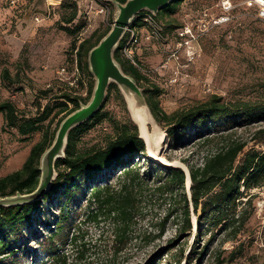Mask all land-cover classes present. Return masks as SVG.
<instances>
[{
	"label": "rangeland",
	"instance_id": "obj_1",
	"mask_svg": "<svg viewBox=\"0 0 264 264\" xmlns=\"http://www.w3.org/2000/svg\"><path fill=\"white\" fill-rule=\"evenodd\" d=\"M220 1L173 0L170 8L152 16L162 41L146 37L154 29L149 23L138 18L132 25L141 37L136 57L147 78L140 87L158 85L160 105L166 112L206 100L212 94L225 101H264V20L258 17L256 7L247 6V0H232L226 22L199 30L198 19L204 13L211 14L206 17L208 22L210 16L221 14ZM74 5L77 16L67 24L62 19L69 16ZM114 13L111 0H16L14 4L0 0V102L11 101L26 117L38 116L43 109L50 113L41 129L23 139L16 128L5 124L0 112V177L19 169L45 127L52 131L57 119L73 107L72 102H66L68 108L64 110L62 91L71 89L72 95L88 99L95 78L85 67H79L80 76L74 82L73 43L77 47L84 38L96 40L111 28ZM77 23H81L78 31L66 30ZM184 23L192 24L194 38L188 44L196 51L193 61L187 56L189 47L178 45V29ZM175 49L176 59L172 56ZM62 67L66 68L63 72ZM4 70L9 78L3 76ZM111 85L99 110L103 117L94 124L88 122L75 136L77 151L104 146L114 135L116 123L133 126L124 96ZM45 89H49L47 94ZM259 126H264V119L236 129L248 135ZM255 145L264 149V143ZM153 147L158 157L177 165L184 159L201 162L200 155H191L192 139L171 144L166 137ZM135 161L142 170L148 167L147 158ZM117 173L111 175L113 183L118 181ZM91 186L89 181H79L66 196L46 197L30 220L7 228L4 240L9 246L0 251V264H172L174 260L177 264H264V187L252 190L253 212L235 236L231 228L206 223L198 228L192 209L191 230L183 231L176 188V212L162 230L158 223L167 203L153 200L142 209L126 237L120 238L111 216L103 212L96 220L87 216ZM60 216L64 217L61 226L57 224ZM72 234L77 237L75 242L70 241ZM191 247H196L195 252L189 253ZM54 256H59L58 263L53 262Z\"/></svg>",
	"mask_w": 264,
	"mask_h": 264
},
{
	"label": "trees",
	"instance_id": "obj_2",
	"mask_svg": "<svg viewBox=\"0 0 264 264\" xmlns=\"http://www.w3.org/2000/svg\"><path fill=\"white\" fill-rule=\"evenodd\" d=\"M118 1L125 2V0ZM171 3L160 10L170 8L173 4ZM145 12L147 11L137 14L131 24L133 25L138 18L146 24L143 19ZM76 16L77 9L74 5L69 16L62 20L69 24ZM80 26L81 23H77L71 28L66 27V30L76 32ZM106 32L94 41H91V37L82 39L77 47L76 42L73 43V49L76 48L78 68L85 67L89 73L88 51ZM123 40L114 56L122 69L132 75L141 86L140 82L147 78L121 52ZM3 76L9 78L7 70L3 71ZM70 91H62L60 96L66 100L62 103L64 110L68 108L66 102H72L73 107L57 119L52 131L45 127L41 139L31 146L19 169L0 177V196L27 193L36 187L40 176L39 158L51 144L59 122L90 97L86 100L81 96L72 95ZM91 91L90 88L89 94ZM43 92L47 94L49 89ZM143 93L154 117L165 129L169 142L174 144L183 139H192L191 155L201 156V162L183 160L190 175V196L185 189V171L179 166L166 165L148 157L145 142L139 136L135 124L131 126L127 123H116L114 135L104 146L77 151L75 136L88 122L94 121L92 123L94 124L103 117L98 111L68 134L65 157L55 162L57 176L40 199L25 204L0 207V251L9 246L4 240L7 228L20 221L30 220L42 199L46 197L52 199L54 195L66 196L78 186L79 181L81 183L84 180L92 185L89 193L91 209L87 216L94 220L100 212H103L102 215L111 216L118 230L116 235L120 238L126 237L133 224L140 218L142 209L147 208L153 200L167 203L166 211L158 223L159 230H162L171 214L176 212V188L179 190L182 222L185 223L183 231L191 230L192 227L190 209L196 217L198 228L204 223L212 227L220 226V229L231 228L233 236L243 229L253 212L252 198L255 193L252 190L264 187V149H259L255 145L264 143V126L255 128L248 135L245 131L236 128L246 127L259 119H264V101L242 99L225 101L221 96L212 94L206 100L166 112L160 105L161 88L158 85L149 84L147 89H143ZM0 112L5 124L16 128L23 139L41 129L44 120L50 114L43 109L38 116L20 115L9 100L0 102ZM138 157L147 158L148 167L142 170L135 161ZM116 170H118V181L113 183L111 175H114ZM99 178L102 179L98 181ZM60 211H63V207ZM63 219L64 217H58L59 226L62 225ZM196 238H199V233ZM76 239L77 237L72 234L70 241L75 242ZM123 241L122 239L121 242ZM195 250L196 247L193 249L191 247L189 253ZM53 262L58 263L59 256H54ZM177 263L178 260L172 262V264Z\"/></svg>",
	"mask_w": 264,
	"mask_h": 264
},
{
	"label": "water",
	"instance_id": "obj_3",
	"mask_svg": "<svg viewBox=\"0 0 264 264\" xmlns=\"http://www.w3.org/2000/svg\"><path fill=\"white\" fill-rule=\"evenodd\" d=\"M111 1L115 6L111 28L89 49L87 54L88 69L95 78L89 99L86 102H81L78 108L65 115L59 122L51 144L42 152L39 158L38 168L40 170V176L36 187L27 193L0 196V207L32 202L39 199L49 189L57 176L55 162L57 159L65 157L68 134L74 127L89 120L101 109L111 84H115L124 96L131 118L138 128L139 136L145 142L148 156L150 152L148 151L147 141L142 136L141 127H144L148 131L149 126L152 128V132H149L154 137L151 144V150L153 151L156 150L153 146H158L166 139L167 133L151 112L143 89L138 85L132 75L122 69L114 54L125 34L126 27L131 24L137 14L142 11H147L155 15L162 7L168 5L173 0ZM157 140L158 142L156 144L155 141ZM162 162L165 163V161ZM169 163V165L180 166L185 171V186L190 196V175L188 167L184 163L181 165H177V162L172 161Z\"/></svg>",
	"mask_w": 264,
	"mask_h": 264
},
{
	"label": "built area",
	"instance_id": "obj_4",
	"mask_svg": "<svg viewBox=\"0 0 264 264\" xmlns=\"http://www.w3.org/2000/svg\"><path fill=\"white\" fill-rule=\"evenodd\" d=\"M16 0H10L12 4L15 3ZM247 6H254L257 8V15L260 19L264 20V0H247L246 1ZM221 14L220 15H214L210 16V22H208V19L206 18L207 15H211L209 13H204L201 18L198 19L200 28L199 30L205 31L207 30L210 26H213L214 24L226 22L229 19V12L232 10L233 5H232V0H221L219 3ZM103 11V9H101ZM146 15L144 16V22L149 23L152 28L153 27V19L150 12H145ZM178 35L181 39V41L178 43V45L185 44L189 47V50L187 51V56L189 60H192L195 58V53L196 51L191 49V45L188 44L189 40L191 38H194V34L192 33V24L191 23H184L179 29H178ZM147 38L155 39L161 41L162 38L160 37V32L158 29H151V31H148L147 33ZM124 38V40H123ZM123 44L121 48V52L123 55L130 60V62L138 67L140 69L139 61L136 57V46L140 42V35L138 34V31L136 30L135 27L130 24L129 26L126 27L125 34L123 36ZM172 56L176 59V49L172 53ZM65 67H62L60 69L61 72L65 71ZM73 74H74V82L78 79L80 76L79 73V68L77 64L74 65L73 68ZM173 81H176V76L173 78ZM264 204V203H263ZM263 204L261 206H263Z\"/></svg>",
	"mask_w": 264,
	"mask_h": 264
},
{
	"label": "bare ground",
	"instance_id": "obj_5",
	"mask_svg": "<svg viewBox=\"0 0 264 264\" xmlns=\"http://www.w3.org/2000/svg\"><path fill=\"white\" fill-rule=\"evenodd\" d=\"M141 133H142V136L144 137V139L147 141V145H148V148H149V157L151 158V159H155V160H157V161H165V163L164 164H166V165H169L170 163V161H167V160H163V159H161L160 157H158L157 155H156V150H151V144H152V142H153V135L148 131V130H146L144 127H141ZM159 140V139H158ZM158 140L157 141H155V143L157 144V142H158ZM182 164V162H180V165ZM183 166V165H182ZM189 183V182H188ZM194 221H195V217H194Z\"/></svg>",
	"mask_w": 264,
	"mask_h": 264
}]
</instances>
